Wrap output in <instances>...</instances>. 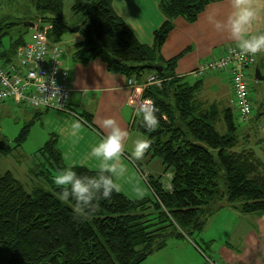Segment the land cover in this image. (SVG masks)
Returning <instances> with one entry per match:
<instances>
[{"label": "trees", "instance_id": "1", "mask_svg": "<svg viewBox=\"0 0 264 264\" xmlns=\"http://www.w3.org/2000/svg\"><path fill=\"white\" fill-rule=\"evenodd\" d=\"M26 1L34 16L0 20L2 66L12 62L25 43L29 28L24 24L48 28L47 39L55 44L70 34L63 23V0ZM71 1L72 12L83 18L77 33L82 40L71 55L74 62L100 60L109 73L136 82L150 75L163 80L160 87L143 93L158 108L159 127L147 130L139 115L134 122L136 130L152 141L144 155L162 161L163 173L171 176L170 187L163 185L164 174L152 175L147 178L152 197L133 201L117 191L101 200L94 214L77 218L71 206L57 198L60 189L48 169L35 171L45 185L31 194L11 173L0 175V264H146L169 239L189 240L204 254L193 238L204 230L208 217L224 207L264 215V163L252 148L250 135L239 133L232 110L201 102L195 94L198 86L176 77L177 58L165 60L161 55L173 20L181 17L193 23L215 0H162L159 9L165 21L154 31L151 46L137 40L114 12L112 0ZM6 36L12 37L9 48L3 49ZM150 66L162 70L151 71ZM85 120L91 123L90 116ZM31 126L22 127L16 146L26 141ZM212 151H217V160ZM8 153L9 147L0 148V157ZM38 153L51 169L65 167L55 136ZM75 170L96 173L82 167ZM220 171L224 189L218 184Z\"/></svg>", "mask_w": 264, "mask_h": 264}, {"label": "crops", "instance_id": "2", "mask_svg": "<svg viewBox=\"0 0 264 264\" xmlns=\"http://www.w3.org/2000/svg\"><path fill=\"white\" fill-rule=\"evenodd\" d=\"M161 1L112 0V8L141 44L151 46L154 31L165 21V17L159 11ZM252 2L255 7L261 9V12L260 18L253 22L251 31L264 32V0H252ZM214 10L219 13L220 18H223L232 10L230 0H215L193 23L181 17L174 19L173 29L161 49V55L165 60L177 58L175 68L177 78L190 85L193 80V85H197L198 90L207 84L214 95L224 100L223 103L221 102L220 109L233 111L229 106V103L234 101V97L230 86V76L227 72H208L198 79L190 75L201 63L223 57L227 47L238 50L236 43L226 33L218 34L206 23V16ZM142 18L146 20L142 21ZM30 33L31 30L27 35L29 36ZM81 40L79 35L74 34L71 39H68L71 48L63 47L62 66L68 70L67 85L71 90L68 111L28 109L31 113H27L24 109H18L24 107L23 105L10 104L3 107L7 110L13 108V111H20L25 125L31 123L28 137L34 132V128H38L33 139L39 135L42 145L52 135L55 136L56 148L62 156L65 167H82L90 171H97L100 164V161L90 153L99 138L107 134L103 121L114 119L122 129L129 133L124 141L125 150L120 154L115 176V181L119 186L118 192L133 201L152 197L147 178L164 174V167L159 159H150L145 155L137 159L132 155L134 141L145 136L136 130L134 121L138 114L127 104L130 92L129 79L124 75L109 73L104 62L100 60H93L86 64L74 62L71 56L74 52V45ZM256 70L259 71L262 80L257 81L255 78ZM246 74L249 77L251 91H253V85L264 89V52L255 56V62L246 70ZM257 110L256 107L257 114L252 113L251 121L256 120L261 114V110ZM86 115L91 117L90 124L85 120ZM76 124L79 125L78 128L74 127ZM261 126L258 125L255 128L258 129ZM252 128L248 125L246 129L250 135L252 148L258 159L264 163L263 134L258 129L255 131L260 135L254 137ZM168 175L162 176L166 189H169L171 182ZM214 224L217 225L216 233L225 234L226 238L222 240L218 236H211L210 228ZM220 226L221 232L219 231ZM203 231L200 241L206 249H209L204 253L208 257L222 264H257L259 260L264 263V216L243 214L232 207H224L206 219ZM161 251L163 253L160 258L168 257V261L158 264H205L203 256L195 245L186 239H169L166 247ZM195 251L200 254L202 261L198 259ZM159 252L149 258H156Z\"/></svg>", "mask_w": 264, "mask_h": 264}, {"label": "built area", "instance_id": "3", "mask_svg": "<svg viewBox=\"0 0 264 264\" xmlns=\"http://www.w3.org/2000/svg\"><path fill=\"white\" fill-rule=\"evenodd\" d=\"M47 29L35 27L31 31L30 40L17 48L14 60L6 66L0 63V103L29 102L34 109L46 106L65 109L68 106L71 90L67 85L68 70L62 66L64 51L60 44L48 41ZM238 51L227 47L223 57L201 63L190 75L198 79L208 72H227L237 105V115L241 122H249L254 107L250 100L251 90L246 70L254 64L255 57L240 56ZM162 82L163 80L154 75L146 77L142 82L129 79L127 104L138 112L145 100L144 91L152 86L160 87ZM258 129L264 139L262 127ZM200 253L205 264H221L218 260Z\"/></svg>", "mask_w": 264, "mask_h": 264}, {"label": "clouds", "instance_id": "4", "mask_svg": "<svg viewBox=\"0 0 264 264\" xmlns=\"http://www.w3.org/2000/svg\"><path fill=\"white\" fill-rule=\"evenodd\" d=\"M231 11L223 18L217 11L206 16V23L218 34H227L236 43L240 56H253L264 52V32H252L253 22L260 18L261 9L254 6L252 0H230ZM158 108L151 99H145L138 109L144 127L154 131L159 127ZM74 127L78 128L76 124ZM107 130L98 143L91 149L90 155L100 161L94 175L79 174L74 166H67L56 171L53 182L60 189L57 198L71 206L77 218L94 214L101 200H109L114 192L119 191L115 181L120 154L125 150L124 141L129 133L122 129L114 119L103 121ZM148 137L134 141L132 155L140 159L151 147ZM122 171V170H121Z\"/></svg>", "mask_w": 264, "mask_h": 264}, {"label": "rangeland", "instance_id": "5", "mask_svg": "<svg viewBox=\"0 0 264 264\" xmlns=\"http://www.w3.org/2000/svg\"><path fill=\"white\" fill-rule=\"evenodd\" d=\"M71 8H72V1L63 0L62 17H63L64 25L68 27H75V26L81 25V23L83 22V18L80 15L74 14ZM159 11L157 10V12ZM34 14H35V10L33 6L26 0L0 1V19L4 17H9L11 20L22 19L26 16L32 17L34 16ZM145 20L146 18H142V21H145ZM8 22H13V21H8ZM73 35L74 34H66L63 36L62 44H60L62 48L64 46L67 49L71 48L68 42V39H71ZM11 37L12 36H6L2 40L3 45L6 49L9 48ZM24 38H25V41L28 42L30 40V35L28 36L27 34H25ZM152 38H153V35H152ZM193 82L194 81L191 80V85L194 84ZM195 94H196V97L199 98V100H201V102L206 103L208 105L217 104L218 107L220 108L221 102L222 103L224 102L222 98L219 99L217 95H214V93L209 89L207 84H205L200 90H196ZM229 97H230V94H229ZM250 100L254 107L253 109L254 115L257 114L255 111L256 107L258 110L259 109L261 110V115L256 120H253L250 122L240 121L239 117L236 114L237 105L235 101H233L231 104L229 103V106L234 111V123L238 127L239 133L240 134L244 132L247 133L246 129L248 125H250L251 128L252 126H254L252 128L254 130L252 131V135L254 137H259L260 134L256 133L254 128L258 125H262L261 127H262V130L264 131V127H263L264 126V89L259 88V86L253 85V91H251ZM10 104L23 105L25 108L24 107H19V108L16 107V108L21 109V110L24 109L27 113H31L30 110H39V109H48V110L66 112L68 111V106L65 109L59 106H46V108L41 107L38 109H34L35 107L29 102H26V104L25 103H15L13 101H6L3 103H0V144L4 143V146L9 147L10 149V153L6 154L5 156L0 157V175H4L7 172L11 173L14 179L18 180L22 184L24 190L28 194H31L33 189H35L36 187L45 185V179L43 178V176L41 177L40 174L35 175L37 171L48 169L50 172V175L54 177L57 169H51L48 163L45 161L44 157L39 155L37 151L40 147L43 146L42 139L40 138L39 135H37L33 139V136L37 134L36 129L38 128H34L35 129L34 132H32V134L26 139V141H24V143H22L20 146H16L15 139L19 136L22 127L25 126L26 123H24V120H23V117L20 111L19 112L17 110L13 111V108H11L10 110H7L3 107V106L10 105ZM176 124L178 125L177 120H176ZM262 147L264 148V145ZM35 151L37 152L35 153ZM211 153L217 160L218 158L217 151H212ZM155 159H158V158H155ZM159 161H160V164H162V161L160 159ZM219 175L220 177L218 180V184L221 189H224L223 174L221 171ZM168 178L171 179L170 174L168 175ZM257 215L264 216L262 214H257ZM216 229H217L216 224L211 226L210 228L211 236H218V238L222 240L226 238L225 234H221V235L217 234ZM219 231L221 232V226H220ZM202 233H204V231H202L201 234H199L197 237L193 238L195 240L194 242H196L202 248H204L205 251H209V249H206L205 245L200 241V238L203 235ZM161 253L163 252L160 251L159 254L155 256L156 258H148L146 261V264H158L161 262H167L168 257L160 258ZM195 254L197 255L199 260L201 261L203 260L197 251H195ZM186 260H188V258H186ZM190 261H193V259H190ZM257 264H264V263L263 261L259 260Z\"/></svg>", "mask_w": 264, "mask_h": 264}, {"label": "water", "instance_id": "6", "mask_svg": "<svg viewBox=\"0 0 264 264\" xmlns=\"http://www.w3.org/2000/svg\"><path fill=\"white\" fill-rule=\"evenodd\" d=\"M24 26L29 28V29H33L34 28V24L33 23L24 24ZM66 29H67V31L70 34H77L79 32V30H80V27L79 26H75V27L66 26ZM149 70H151V71H161L162 69H158V67H156V66H150ZM255 78L257 79V81L258 80H262V77H260V74H259L258 70L255 71ZM3 146H4V143H1L0 144V148H2Z\"/></svg>", "mask_w": 264, "mask_h": 264}]
</instances>
